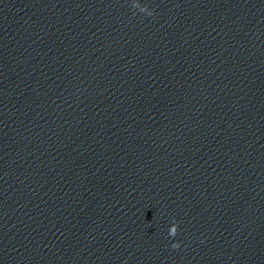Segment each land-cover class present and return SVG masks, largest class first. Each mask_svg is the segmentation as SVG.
Listing matches in <instances>:
<instances>
[{
  "label": "clouds",
  "instance_id": "1",
  "mask_svg": "<svg viewBox=\"0 0 264 264\" xmlns=\"http://www.w3.org/2000/svg\"><path fill=\"white\" fill-rule=\"evenodd\" d=\"M151 15H153V12L149 13V16H151ZM177 233H178V224H176L174 227L171 228V230L168 232V235L170 237H175L177 235ZM180 246H181L180 242H176V243H173L171 245V247L174 249H178V248H180Z\"/></svg>",
  "mask_w": 264,
  "mask_h": 264
}]
</instances>
